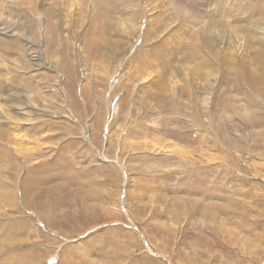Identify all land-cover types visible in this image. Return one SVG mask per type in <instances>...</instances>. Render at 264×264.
<instances>
[{
    "label": "rangeland",
    "instance_id": "obj_1",
    "mask_svg": "<svg viewBox=\"0 0 264 264\" xmlns=\"http://www.w3.org/2000/svg\"><path fill=\"white\" fill-rule=\"evenodd\" d=\"M0 264H264V0H0Z\"/></svg>",
    "mask_w": 264,
    "mask_h": 264
}]
</instances>
